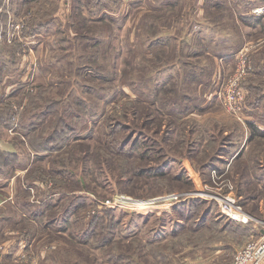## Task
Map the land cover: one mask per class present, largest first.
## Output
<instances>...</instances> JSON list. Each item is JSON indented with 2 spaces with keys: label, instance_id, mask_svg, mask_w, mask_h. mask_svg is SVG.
<instances>
[{
  "label": "rangeland",
  "instance_id": "374dc122",
  "mask_svg": "<svg viewBox=\"0 0 264 264\" xmlns=\"http://www.w3.org/2000/svg\"><path fill=\"white\" fill-rule=\"evenodd\" d=\"M198 2L181 0L178 6L190 14ZM130 3L36 0L25 6L20 0H11L8 8L0 5V106L9 103L12 107L11 125L2 124L0 130V156L8 154L3 150L8 135L23 138L31 148L33 132L51 135L64 132V127L73 130L68 142L57 140L53 150L39 152L51 157L39 163L42 169L36 167L22 179L33 205L47 207L51 199L46 201L45 194L51 190L60 193L55 198L60 209L48 216H56L57 221L45 219L39 226L31 223L19 235L25 239L24 245L43 236L41 244L35 241L34 251L43 264H192L186 254L194 256L195 252H185L187 248L209 250L217 242L213 231L191 238L188 226L177 219L173 208L158 215L104 209L90 216L97 200L115 194L147 200L196 191L199 187L188 175L190 166L200 174L201 188L216 186L212 175L222 168L223 157H218L208 174L201 175L191 158L200 151L188 135L192 120L183 118L193 107L205 114L209 96L220 89L227 70L231 69L228 74L235 70L236 57L228 60L232 61L229 68L227 59L218 67L213 59H200L199 63L182 60L180 66H166L165 62L171 61L166 59L150 63L142 58L143 48L128 47L130 25L140 14L130 18L129 10L135 5L136 11H142L148 5L146 1ZM254 17L264 19L253 13L249 16ZM37 25L46 26L33 42L30 37ZM262 36L261 32L249 39L252 73L245 84L248 106L258 123H263L260 115L264 113V64H257L264 59ZM242 49H233L237 50L235 56ZM213 76L219 79L216 84ZM52 101L55 109L39 115ZM189 136L191 144L190 140H184L183 146L177 143ZM222 140L223 152L226 142ZM259 165L253 168L255 178L250 180L255 182L254 192L238 185V175L233 191L248 212L264 219V210L259 213L264 201V163L260 165L263 168ZM218 177L222 185L227 182V178ZM252 196L256 200L252 201ZM197 200L208 203L213 219L227 224L229 220L215 202L191 199ZM92 221H97L94 227ZM106 221L114 223L107 227ZM48 226L50 230L45 231ZM181 233H185L184 241L176 238ZM2 243L0 234V247ZM50 243L54 244L52 251L45 248ZM224 250L223 258L219 254L218 260L209 262L227 263V248ZM12 260L10 264L20 263Z\"/></svg>",
  "mask_w": 264,
  "mask_h": 264
},
{
  "label": "crops",
  "instance_id": "0c3cea01",
  "mask_svg": "<svg viewBox=\"0 0 264 264\" xmlns=\"http://www.w3.org/2000/svg\"><path fill=\"white\" fill-rule=\"evenodd\" d=\"M21 1L25 6L36 2V0ZM138 1H146L148 6L144 7L142 11H139L141 9L136 11L134 4ZM179 1L181 0H128V2H133L130 4L134 5V8L129 10L131 12L130 18L134 13H140L137 17H134L132 26L130 25L133 30L129 33L128 47L143 48L142 58L149 59L150 63H157V61L166 59L172 61L165 62L166 66H180L183 65L182 60L185 62L196 60L195 62L199 63L200 59H213L218 67L221 66L224 59H227L226 65L229 68L232 61L228 60L236 57L237 53V50L233 49L238 48V51L241 48L250 49L251 41L249 39L254 34L262 32V37H264V19L249 18V16H252V9L263 5L264 0H199L197 9L191 11L190 14L187 13L188 9L178 6ZM9 2L11 3V0H0V5L6 4L5 6H7ZM203 5L205 6L203 7ZM45 26L37 25L32 29L33 34L30 38L33 42L38 39L40 31ZM259 41L264 42V38ZM250 55L252 58V54ZM25 60L29 61L30 59ZM163 61L162 63H164ZM257 64H264V59ZM230 71L231 69L227 70V76ZM218 81V77L213 76V83L216 84ZM218 91L216 89L214 95L209 96L211 103H206L205 114H199L196 112V107H193L192 110L190 109L191 112L184 113L183 119L185 121L192 120L195 123L196 131L192 134V137H204V144L211 138L219 141L218 144H220L221 139H225V148L219 156L223 157V160H220L222 168L216 167L218 169L217 176L227 178V182L234 184L235 176L238 175L239 178L236 180L238 185L244 187L243 189L248 193H253L255 182L250 181L255 178V175L252 176L253 168L257 167L259 163L260 165L264 163V113L260 115L263 123H258L252 115L254 111L247 105L244 115L246 123L241 125L237 119L224 110ZM218 103L220 107L217 105ZM250 129H252L251 132H249ZM23 140V138L18 139V137L8 135V140L4 139L3 141L5 147L3 150L11 155L8 159H0V196L2 195L0 198V234L3 239L1 245L5 248L2 256L4 259L0 264H10L13 261L12 259L14 261L15 259L20 260V263L17 264H43L41 257L34 252L38 245V243H35L37 239L24 245L25 239H22L19 235L30 227L31 223L39 226L40 221L45 219H48L47 221H57L56 216L53 218L48 216L53 210L60 209V206L55 204V198L60 193L52 192V190L45 194L46 201L51 199L47 207H44V204L37 206L30 203L22 179L29 171H34L36 167L42 169L39 163L41 161L43 163L51 156L49 154H37L27 144H24ZM25 156L26 159H24ZM201 160L198 157L192 159L193 163H197L198 171ZM260 165L259 167L263 168ZM188 168V175L193 177L194 184L201 188L200 174L191 166ZM210 169L199 172L203 176L208 174ZM192 171L196 178H194ZM48 185H51V183ZM206 186L214 187L209 184H206ZM251 200L256 199L251 197ZM262 202L261 207L259 206V213L261 214L264 210V203ZM229 222L227 221V224ZM178 226L181 225L178 224ZM43 229L45 231L50 230L49 226ZM250 236L251 234L241 243L232 239V236L228 234L227 243L215 244L209 247V250H196L195 247H190L185 252L193 250L195 255L189 256L186 254V256L189 258L188 261H192V264L198 261H216L219 254L220 259L225 256L226 250L224 248H227V262H230L236 252L251 239ZM42 239L43 236L36 242L40 243ZM25 248L27 250H24ZM45 248H50L48 250L52 251L54 244H47ZM17 249L18 253H15ZM42 254L45 253L42 252ZM214 254L218 255L215 256ZM43 259L47 263L48 258Z\"/></svg>",
  "mask_w": 264,
  "mask_h": 264
},
{
  "label": "built area",
  "instance_id": "2783aa9c",
  "mask_svg": "<svg viewBox=\"0 0 264 264\" xmlns=\"http://www.w3.org/2000/svg\"><path fill=\"white\" fill-rule=\"evenodd\" d=\"M252 13L257 17L264 16V4L254 7ZM250 49L245 48L236 56L235 70L225 79L221 80L218 95L222 106L226 112L237 121L246 123L245 109L247 96L249 94L245 84L252 73V61ZM213 179L216 186L199 188L196 191L175 192L152 199H138L126 194H115L104 200H97L90 216L101 213L104 209L125 210L132 213H157L167 212L174 206L191 199H208L215 202L220 213L229 221L239 225L250 227L251 239L246 245L239 249L231 262L223 264H263L264 263V219L248 212L240 203L234 186L230 182L222 185L218 182L219 177L216 171L213 172ZM5 248L0 247V261ZM195 264H215V263H195Z\"/></svg>",
  "mask_w": 264,
  "mask_h": 264
},
{
  "label": "trees",
  "instance_id": "16d2710c",
  "mask_svg": "<svg viewBox=\"0 0 264 264\" xmlns=\"http://www.w3.org/2000/svg\"><path fill=\"white\" fill-rule=\"evenodd\" d=\"M0 79H1V75H0ZM249 90V89H248ZM42 92V91H41ZM248 99V96H247ZM246 104L248 105V102H246ZM56 105L55 101L49 102L47 107L45 108L44 112L39 113V115L44 114L46 112H52L54 108V106ZM6 106V107H5ZM43 108V107H42ZM11 105L9 103H5L3 105L0 106V130L2 129V124L5 125H11V119H12V112H11ZM4 126V125H3ZM176 128V127H175ZM64 132L67 131L68 134H65L63 131L58 133V131H55L53 134L51 135H40L38 132H33L32 136H30V143H31V149L33 151H35L37 154H39V152H47L50 150H53V146L55 145V142L57 140H61V141H69L70 139L68 138L70 134H72L73 130L71 128H63ZM177 133L180 134V132L178 131V128H176ZM185 131V130H184ZM196 131V125L195 123L191 122V126L188 129V135L190 134V136L192 137V134ZM58 133V136L56 135ZM184 135L186 134V132H183ZM63 135V136H62ZM189 136V137H190ZM188 139L186 137H184L183 141L180 139V141H178L177 143L180 144V146L184 144V140H186V142L188 143V140H190V144L192 142L191 137ZM195 144L198 146L199 150L198 153L196 155H193L191 158H199L202 159L200 161V169L199 171H205L211 168V164L213 165L214 161L216 160V158H218L221 153V147L223 144V140L221 139V143L220 145L218 144L219 141H216L215 139L211 138L207 141V143H203L205 141L204 137L198 136L196 138H193ZM178 140V139H177ZM64 148V147H63ZM61 150V149H60ZM11 154H7L5 156H0L1 160H5L8 159L9 156ZM178 179V178H177ZM179 180V179H178ZM188 183L193 184L191 182L188 181ZM189 184V185H190ZM253 197V196H252ZM254 198V197H253ZM256 199V198H254ZM207 204V206H206ZM208 203H206L205 201H189L188 203H182L179 205H176L173 207V212L175 213V215L177 216V219H179L181 222L185 223V224H189L187 225V231L190 233L191 238L200 234H204V233H208L210 231L215 232L214 237L216 238V241L218 243H227V235L230 234L232 236V239L239 241L241 243H243L246 238L251 234V229L252 226L250 227H244L241 226L239 224H235L234 222L230 221L228 224H224L221 221H216L217 218L213 219L211 217V208L208 209ZM196 213L198 215H196ZM252 214V213H251ZM98 217H96L97 219ZM198 221H201L200 223H198ZM97 221H92L91 226L94 227V224H96ZM108 222L107 227H109L111 224H113L114 222L112 221H106ZM105 225V224H103ZM185 233H181L179 235H175L177 239H179L180 241H184L183 239V235ZM190 237H188L189 239ZM107 240H109L107 238ZM109 241H112V239H110ZM217 242H215L217 244ZM152 245H150L151 247ZM213 246V245H212ZM211 247V246H210ZM164 256L165 254L162 253ZM129 259V257H127ZM131 260V259H129ZM132 262V260H131Z\"/></svg>",
  "mask_w": 264,
  "mask_h": 264
},
{
  "label": "bare ground",
  "instance_id": "6f19581e",
  "mask_svg": "<svg viewBox=\"0 0 264 264\" xmlns=\"http://www.w3.org/2000/svg\"><path fill=\"white\" fill-rule=\"evenodd\" d=\"M0 47H1V34H0ZM189 164V163H188ZM193 175L195 176L194 172L192 171ZM196 178V176H195Z\"/></svg>",
  "mask_w": 264,
  "mask_h": 264
}]
</instances>
